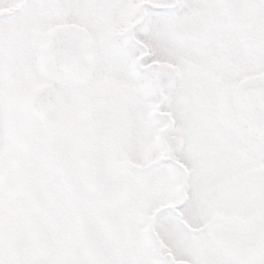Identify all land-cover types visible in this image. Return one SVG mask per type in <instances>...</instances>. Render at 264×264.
<instances>
[{
	"label": "snow or ice",
	"instance_id": "6c2138e0",
	"mask_svg": "<svg viewBox=\"0 0 264 264\" xmlns=\"http://www.w3.org/2000/svg\"><path fill=\"white\" fill-rule=\"evenodd\" d=\"M0 264H264V0H0Z\"/></svg>",
	"mask_w": 264,
	"mask_h": 264
}]
</instances>
